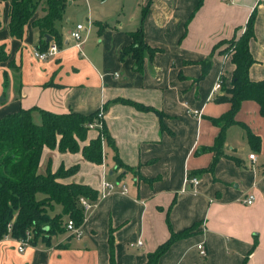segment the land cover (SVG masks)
<instances>
[{
  "label": "crops",
  "instance_id": "1",
  "mask_svg": "<svg viewBox=\"0 0 264 264\" xmlns=\"http://www.w3.org/2000/svg\"><path fill=\"white\" fill-rule=\"evenodd\" d=\"M61 1L62 16L54 24L59 44L49 39L59 51L44 61L32 56L44 49L33 26L44 12L34 13L17 40L7 30L9 4L0 2V46L7 55L0 64V117L31 109L37 124L38 110L88 115L101 109L112 145L101 141L100 163L80 151L41 149L37 173L76 165L57 181L88 186L94 205L82 213L80 239L63 230L18 253L16 242L6 238L0 240V264H108L110 245L115 264H145L171 233L191 227L156 264H264V116L258 104L241 101L211 169L213 152L206 150L219 132L211 121L230 106L225 89L232 66L223 50L251 13L254 62L247 75L264 81V0ZM77 24L89 25L80 51L68 39ZM139 25L143 42L158 52L136 70L130 57L119 54ZM217 81L220 88L212 91ZM246 131L259 139L257 146L248 143ZM97 135L87 129L79 147ZM187 175L198 179L196 193L185 186ZM102 180L114 188L99 200ZM249 194L252 204L242 205ZM59 212L54 206L49 215ZM198 244L205 257L198 256Z\"/></svg>",
  "mask_w": 264,
  "mask_h": 264
},
{
  "label": "trees",
  "instance_id": "2",
  "mask_svg": "<svg viewBox=\"0 0 264 264\" xmlns=\"http://www.w3.org/2000/svg\"><path fill=\"white\" fill-rule=\"evenodd\" d=\"M8 2L9 14L7 30L10 37L17 40L23 36V28L33 17L37 8L42 5L44 15L33 21L40 36L44 37L43 48L53 38L59 44V38L54 29L55 22L62 16L64 4L61 0H0ZM145 10L141 11L142 22ZM253 37V13L244 27V31L234 40L229 41L226 51L232 66L228 94L229 109L211 122L219 127V132L213 145L206 148L213 152L208 169H211L216 160L222 155L224 130L233 121V116L244 99H252L259 106L260 115L264 116V81L252 82L248 79V69L253 64L248 44ZM131 44L120 51L119 57H130L136 70L142 66L145 58L151 59L158 52L148 47L142 39L141 25L130 34ZM7 61L4 47L0 46V64ZM204 72V70H203ZM203 73L201 77H203ZM31 109H19L16 112L0 117V240L9 235L14 240L23 239L29 231V244L37 239H44L64 230L62 217L72 220L75 226L82 222V210L77 200L82 196L89 202L95 200V191L83 184H63L58 178L66 177L77 170V166L64 169L59 167L51 172L47 167L44 174L37 173V165L41 149L57 148L58 151H80L83 158L89 162H101V141L112 145V141L103 123L98 135L90 139L86 145L79 147L78 143L85 139L86 123L91 122L95 113L82 115L74 112L55 114L45 110H38L40 120L35 124L31 120ZM249 144L258 145V138L246 131ZM204 150V149H203ZM117 165L116 156H114ZM128 169V168H127ZM54 206L60 208L57 215L49 213ZM9 226V231H7ZM193 228L180 233L170 234L168 239L159 245L147 256L145 264H156L169 246L182 238L187 237ZM108 264H115L111 245L109 247Z\"/></svg>",
  "mask_w": 264,
  "mask_h": 264
},
{
  "label": "built area",
  "instance_id": "3",
  "mask_svg": "<svg viewBox=\"0 0 264 264\" xmlns=\"http://www.w3.org/2000/svg\"><path fill=\"white\" fill-rule=\"evenodd\" d=\"M88 28H89V25L85 29L82 25L77 24L68 33V39L71 41L72 47L75 48L77 51H80L81 45L85 41ZM58 51H59V49L56 45L48 43L42 51H33L32 56L36 60L44 61L47 58L55 56L58 53ZM224 57L228 58V54H225ZM114 76L116 77V75H114ZM219 88H220V81H217L214 84L212 91H216ZM190 112L193 115H198L197 110H192ZM101 118H102V111H101V109H99L96 112L94 119L91 122L86 123V125H85L86 128L99 130L101 128V123H102ZM248 158L253 160L254 155L248 154ZM197 184H198V179L196 177L188 176V175L185 177V186H190L191 193H196V185ZM113 188H114L113 183L106 181V180H102L101 184H100V189L98 192V199L99 200L104 199L105 196ZM125 191H126L125 187L123 185H120V192L124 193ZM252 202H253V195H251V194L247 195L246 198L241 200V204L244 206H250L252 204ZM77 205L82 210V213H84V212L90 210L93 207L94 203L89 202L88 200H86L85 198H82V196H80V198H78V200H77ZM7 231H9V226H7ZM64 231L69 236H71L72 238H74L76 240L80 239V237L82 235V231L79 228V226H75L74 223L72 222V220H70V219H67L64 222ZM6 238H10L9 235L3 236V238L1 240L6 239ZM30 238H31L30 232L26 231L25 237L23 239H19V240L13 239L17 244L16 251L18 253H22L23 250L25 249V247L30 245L29 244ZM137 245H139V243H137ZM196 251H197V254L199 257H205V250H204V247L202 244L196 245Z\"/></svg>",
  "mask_w": 264,
  "mask_h": 264
},
{
  "label": "rangeland",
  "instance_id": "4",
  "mask_svg": "<svg viewBox=\"0 0 264 264\" xmlns=\"http://www.w3.org/2000/svg\"><path fill=\"white\" fill-rule=\"evenodd\" d=\"M41 7H42V5L41 6H39L38 8H37V11H39L40 9H41ZM67 13L68 12H71L72 11V9L71 8H67L66 10H65ZM36 12V11H35ZM44 12V11H43ZM41 18V17H40ZM37 19H39V18H37ZM83 21H81V24L83 25ZM228 47H229V42L226 44V46H225V48H224V50H223V55H225L226 54V51H227V49H228ZM99 133V132H98Z\"/></svg>",
  "mask_w": 264,
  "mask_h": 264
},
{
  "label": "water",
  "instance_id": "5",
  "mask_svg": "<svg viewBox=\"0 0 264 264\" xmlns=\"http://www.w3.org/2000/svg\"><path fill=\"white\" fill-rule=\"evenodd\" d=\"M46 42H48L49 41V38H46V40H45Z\"/></svg>",
  "mask_w": 264,
  "mask_h": 264
}]
</instances>
